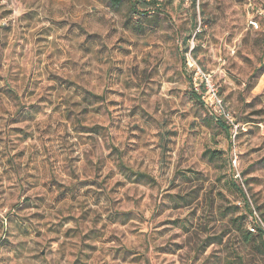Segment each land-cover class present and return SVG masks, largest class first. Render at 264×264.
Here are the masks:
<instances>
[{"label":"rangeland","instance_id":"1","mask_svg":"<svg viewBox=\"0 0 264 264\" xmlns=\"http://www.w3.org/2000/svg\"><path fill=\"white\" fill-rule=\"evenodd\" d=\"M257 223L264 0H0V264H264Z\"/></svg>","mask_w":264,"mask_h":264},{"label":"trees","instance_id":"2","mask_svg":"<svg viewBox=\"0 0 264 264\" xmlns=\"http://www.w3.org/2000/svg\"><path fill=\"white\" fill-rule=\"evenodd\" d=\"M166 1V0H139V3L142 5L143 7V10H148L149 8H155V9H159L161 8L163 2ZM179 3H182V2H179ZM221 126L226 130L228 131V128L221 122V121H218ZM237 188V187H236ZM238 190H240L241 194L245 197L244 193L242 192V189L240 187H238ZM246 200V199H245ZM246 206L250 212L251 215H253V212L250 210V206L249 204L246 202ZM255 228L258 232V234L264 238V228L262 227V225L260 223H257L255 225Z\"/></svg>","mask_w":264,"mask_h":264},{"label":"built area","instance_id":"3","mask_svg":"<svg viewBox=\"0 0 264 264\" xmlns=\"http://www.w3.org/2000/svg\"><path fill=\"white\" fill-rule=\"evenodd\" d=\"M175 1L186 3V2H189L190 0H175ZM251 7H252V3L250 1L248 8H251ZM249 27H251L252 29H259V24L257 23V21H255L253 16L251 17V19L249 21ZM191 67H193V65H191ZM210 92L212 93V99L216 100L215 89L213 86L210 87ZM237 161H238V158L236 156V151H234V159L232 160V164H233V168H234L233 178L235 180H241V175H240L239 171H237Z\"/></svg>","mask_w":264,"mask_h":264}]
</instances>
